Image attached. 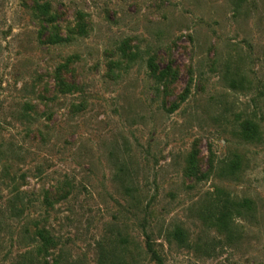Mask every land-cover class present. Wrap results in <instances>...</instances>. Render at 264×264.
I'll list each match as a JSON object with an SVG mask.
<instances>
[{
  "label": "rangeland",
  "instance_id": "1",
  "mask_svg": "<svg viewBox=\"0 0 264 264\" xmlns=\"http://www.w3.org/2000/svg\"><path fill=\"white\" fill-rule=\"evenodd\" d=\"M47 1L88 34L43 46L31 0H0V264H101L102 246L154 264L145 234L163 264H264V0ZM66 62L70 95L52 78ZM246 120L256 141L238 136ZM217 189L253 209L229 239L203 220Z\"/></svg>",
  "mask_w": 264,
  "mask_h": 264
},
{
  "label": "trees",
  "instance_id": "2",
  "mask_svg": "<svg viewBox=\"0 0 264 264\" xmlns=\"http://www.w3.org/2000/svg\"><path fill=\"white\" fill-rule=\"evenodd\" d=\"M31 16L38 26L37 38L43 46H60L71 43L72 41L85 37L88 34V25L86 22V15L82 12H76L72 22H68L63 18L62 14L53 9L52 4L47 0H31L29 7ZM147 62V68L150 76L158 83L167 82L169 71L167 69L159 71L157 66L150 61ZM72 70L66 62L57 66L53 72L54 89L58 94L70 95L80 91V88L75 80L70 81L66 79L64 74L70 73ZM188 90H186L187 92ZM238 136L245 142H253L259 139L258 125L252 121L246 120L241 123ZM188 166L184 170V175L188 178H193L199 181L204 175L198 176L194 170L192 160L187 162ZM238 165L237 162L231 163L233 169ZM69 187L71 185L64 182L63 185H58L54 191H45L43 193V205L45 209L53 208L54 202L65 200L71 194ZM251 203L248 200L236 202L232 200L228 194L222 190H216L208 208L204 211V221L208 226L214 228L216 232L226 235L227 238L233 237L234 226L236 220L242 218L243 214L251 213ZM34 238L39 239L40 245L37 247L38 252L48 253V249L55 247V242L50 234L44 229H37L34 233ZM145 252L150 256L154 264H163L159 253L153 248L149 237L145 234ZM167 238L172 239L176 244H183L186 242L185 232L177 227L170 233H167ZM127 240L125 238L119 239V245L125 247ZM101 250V264H112L111 253L113 250H108L102 246ZM122 251H127L123 248Z\"/></svg>",
  "mask_w": 264,
  "mask_h": 264
}]
</instances>
